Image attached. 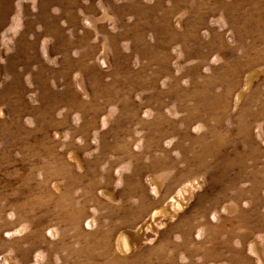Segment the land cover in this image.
I'll use <instances>...</instances> for the list:
<instances>
[{
    "label": "rangeland",
    "instance_id": "374dc122",
    "mask_svg": "<svg viewBox=\"0 0 264 264\" xmlns=\"http://www.w3.org/2000/svg\"><path fill=\"white\" fill-rule=\"evenodd\" d=\"M0 264H264V0H0Z\"/></svg>",
    "mask_w": 264,
    "mask_h": 264
}]
</instances>
